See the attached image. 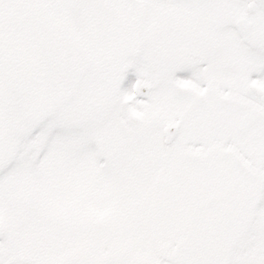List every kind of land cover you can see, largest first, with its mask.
I'll use <instances>...</instances> for the list:
<instances>
[{"label":"rangeland","instance_id":"374dc122","mask_svg":"<svg viewBox=\"0 0 264 264\" xmlns=\"http://www.w3.org/2000/svg\"><path fill=\"white\" fill-rule=\"evenodd\" d=\"M227 2L0 0V262L264 264V127L219 112L264 51Z\"/></svg>","mask_w":264,"mask_h":264},{"label":"flooded vegetation","instance_id":"af4514ba","mask_svg":"<svg viewBox=\"0 0 264 264\" xmlns=\"http://www.w3.org/2000/svg\"><path fill=\"white\" fill-rule=\"evenodd\" d=\"M226 6L227 8H229V12H231L232 18L234 19L233 23L235 25V28L240 32V36L243 42L245 43V45L251 49H254V47H256L259 49H263L264 51V22L262 23L263 28H254L257 18L264 20V0H233V2L232 0H228ZM3 22H5L4 18H3ZM197 63L201 68L209 67V63L203 59H199ZM235 70H236L235 68H229L228 70H226V72H224L223 70L222 71L224 72L225 79L228 84L234 83L233 81L235 78V74H236V78L239 80V83H242L243 93L241 95L243 96V99L241 101V104L244 106V108L242 110L241 115L239 116L240 117L239 120L235 124V120L233 118L234 109L232 106L234 103L235 95L239 96L240 94L239 93L234 94L231 90L230 91L227 90L224 93H221L224 97H226V100L224 104L225 109L219 108L220 109L219 112H221L227 118L226 125L227 127L232 128V130L237 129L240 134L254 132L255 128L264 127V109L261 106L264 104V94H262L256 87H254V85L255 84L260 85L263 88L264 86L259 84L261 80L259 78V74L253 72L249 74H242L238 69H237V73H235ZM151 86L153 87L152 84ZM212 94L217 95L216 92ZM206 95L207 94L200 95L201 100H203V98H206L205 97ZM214 104H216L217 106L223 105L222 102L214 103ZM219 109H217V111ZM250 114H252V116H249V118H247L248 121L251 122L250 125L246 129L240 130L239 126L243 121V118L246 115H250ZM178 129H179V124L175 136L173 138V141L178 134ZM212 195L214 196L213 198L214 200L212 199V202H214L215 200H219L220 198L219 194L214 193ZM0 222L5 224V222L1 219ZM4 237H5V233L0 239V242L4 240ZM10 256L11 257L7 258L6 260L4 258L0 262V264H13L18 262H29L31 264H55L52 260L51 261L34 260L22 254L20 255L13 254Z\"/></svg>","mask_w":264,"mask_h":264},{"label":"water","instance_id":"95a60500","mask_svg":"<svg viewBox=\"0 0 264 264\" xmlns=\"http://www.w3.org/2000/svg\"><path fill=\"white\" fill-rule=\"evenodd\" d=\"M133 90H134V93L139 98L144 99V98L148 97V94H149V91H150V85L145 83V82H142V81H136L135 84H134V89ZM249 116H252V114L246 115L243 118V121L241 122V124L239 126L240 130H244L250 125L251 122L248 121V119H247V118H249ZM177 127H178V123L177 122L171 124L168 127L167 135H166V138H165V143L166 144L170 143L173 140V138L175 136V133L177 131ZM213 198H214V196H211V198L208 201H212ZM5 230H6V228H4V226L0 223V238L4 234Z\"/></svg>","mask_w":264,"mask_h":264}]
</instances>
